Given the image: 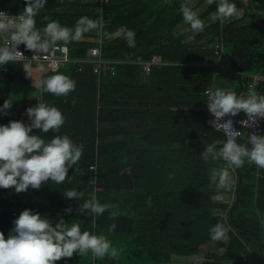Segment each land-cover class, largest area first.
<instances>
[{
	"label": "trees",
	"instance_id": "trees-1",
	"mask_svg": "<svg viewBox=\"0 0 264 264\" xmlns=\"http://www.w3.org/2000/svg\"><path fill=\"white\" fill-rule=\"evenodd\" d=\"M250 1L254 9L245 19L211 21L203 32H194L184 22V5L178 0H47L36 26L43 29L45 16L69 28L81 16L101 20L99 30L68 43V53L71 59H83L97 46L110 67L97 74L89 64H82L79 71V64L66 63L57 71L75 80L76 88L59 97L41 96L36 77L25 81L12 73L0 75V105L11 100L17 84L24 87L20 104L0 116V124L27 121L24 112L34 104L30 94L36 91L39 102L61 110L65 123L59 132L33 134L45 140L66 134L84 146L74 166L78 171L69 169L63 183L48 181L23 193L0 189V232L5 238L13 227L10 207H15L17 216L30 209L53 223L62 216L69 225L79 223L82 231L106 236L121 250L114 260L74 253L54 264H264V170L247 162L236 169V193L230 204L215 199L229 190L210 182L223 161L200 157L207 145L224 141L208 123L204 89L212 84L245 95L250 74L264 77V0ZM235 3L238 7L240 0ZM1 4L14 13L24 8V0ZM215 10L216 4H211L199 18L204 20ZM120 29V34L109 37ZM129 29L135 32V47L125 39ZM216 43L222 46L220 61L231 71H221L213 79V68L203 62L215 60ZM153 56L159 64L144 71L141 63ZM9 66L20 68L15 63ZM45 70L44 75L57 72ZM255 91L264 94V80ZM246 140L244 134L237 142ZM71 189L78 192L74 200L64 197ZM92 199L110 207L102 215L77 212ZM67 207L71 214L64 212ZM223 211L225 217L219 215ZM112 223L117 227L109 232ZM216 223L229 227L227 239L210 238L209 229ZM210 243L218 251H210Z\"/></svg>",
	"mask_w": 264,
	"mask_h": 264
},
{
	"label": "clouds",
	"instance_id": "clouds-1",
	"mask_svg": "<svg viewBox=\"0 0 264 264\" xmlns=\"http://www.w3.org/2000/svg\"><path fill=\"white\" fill-rule=\"evenodd\" d=\"M208 4H216L215 14L211 19L215 21L239 18L242 10L237 8L235 0H207ZM47 0H24V8L17 15H9L0 10V67L26 59L20 51L33 52L32 57L38 61L41 54H48L58 43L66 46L71 41H79L84 34L99 30L102 21L81 16L72 28L62 25L58 20L45 16L43 29L36 26V16L45 7ZM183 20L194 32H203L205 24L199 15L188 5L181 9ZM125 39L129 47H135L134 30H126ZM31 63V61H29ZM41 79L35 81V88L43 96L45 93L57 97L67 96L75 91L76 82L68 75L59 71L44 75L45 68L38 63ZM207 109L213 119L208 123L212 128L225 135L223 142L207 145L200 153L204 161L220 160L225 167L214 173L210 182L218 187L228 189L232 187L234 179L231 175L236 169L248 164H254L258 170H264V134L247 132L246 142H237L236 137L242 133L234 128L232 119L243 112L245 120L239 121L247 128L256 125L259 119H264V94L255 89L249 90L247 95L228 91L224 88L209 89L206 93ZM37 102V103H36ZM34 102L35 106L25 109L27 121L9 120L7 124H0V189L12 188L15 193H23L29 189L38 190L42 184L52 181L63 183L68 177L69 169L78 171L74 166L78 164L84 146L74 142L68 135H54L50 140L33 134V130L48 133L59 132L65 123V116L56 106L47 103ZM13 106L12 100H4L0 105V116L7 115ZM217 166L216 168H218ZM91 170V169H90ZM229 190V189H228ZM229 191L220 192L222 201ZM68 200L78 197L76 189L68 190L64 196ZM150 204L151 201L149 200ZM110 207L92 199L79 205L77 212L90 211L94 215H102ZM12 214L13 227L7 238L0 232V264H54L62 258H71L74 253L86 256L91 253L93 258L117 259L121 250L114 247L104 235H97L89 231H82L79 223H66L60 216L53 223L47 216L25 209L17 216ZM71 214L72 208L64 209ZM12 213V211H11ZM114 218L115 212L110 213ZM117 225L112 223L108 231L112 232ZM229 227L224 223H216L209 229L210 238L214 241L227 239Z\"/></svg>",
	"mask_w": 264,
	"mask_h": 264
},
{
	"label": "built area",
	"instance_id": "built-area-1",
	"mask_svg": "<svg viewBox=\"0 0 264 264\" xmlns=\"http://www.w3.org/2000/svg\"><path fill=\"white\" fill-rule=\"evenodd\" d=\"M1 1H3V0H0V10L5 11L9 15H17L18 14V13L12 12L10 8L4 7L1 4ZM97 33L100 35L99 31H97ZM2 42H3V40H2V38H0V43H2ZM18 50H20L26 56V59L15 63V64H18L20 66L19 70L15 71L14 69H11L9 66V64H10L9 63V64H6V65L0 67V75L6 74V73H12V74H15L17 76H21L25 81H33L35 77L40 78V76H41V72L39 71V68H38V63H42L44 68L47 69L48 71H51V72L57 71L60 67L64 66L66 63H77V64H79V66L77 67V69L79 71L82 69V64H89L91 66L93 72L97 73V74L100 73L102 70L105 71V70L109 69V67H110L109 66L110 61H107V60H104L101 58L100 48L97 46L90 48L87 52V56L83 59H71L69 57L68 47L66 46V50H65V47L63 44H58L56 47L51 49V51L48 54H41L38 58V61L32 57V55H33L32 51H24L20 46H19ZM221 51H222V46L220 44L216 43L214 45V54L216 57L215 60L212 62H203V65H209L213 68V75H212L213 79H216L219 76L221 71H229V70L231 71V69L225 63L220 61ZM29 61H31V63H29ZM141 64H142L143 70L147 72L150 70V65L159 64L158 57L153 56L150 61H145V62H142ZM238 73L240 74L239 71H238ZM262 77L263 76L260 73L250 74V78H251V81L249 82L250 87L254 88L257 85L258 80L261 79ZM209 89H214L212 84L210 86H207L204 89L203 93L206 95V93ZM35 105L36 104H33L32 106H35ZM206 108H207V106H206ZM207 111H208V109H207ZM208 113H209V111H208ZM209 115L211 116V119H213V117L210 113H209ZM246 118L247 117L244 113H242V114L239 113L234 117H231V116L225 117V119H232L233 120L234 128L242 133L241 136H243L244 134L247 135V132L253 133V134H264L262 132V129L264 127V119H259L257 121L256 125H254L253 127L247 128L246 126L241 125L239 123V121L245 120ZM221 133L224 135L223 132H221ZM240 137H236L237 141ZM224 140H225V135H224ZM223 167H225L224 162H222V164L217 168V170H219ZM231 175L234 179V183H233L232 187L228 188L229 192L226 195H224L225 201H227V202L229 201L230 204L234 200L235 193H236L237 180H238L236 170L234 172H232ZM10 211H12V214H15L14 207H10ZM225 213L226 212L223 211V212H220L219 215L225 217ZM14 219L15 218H13V220ZM13 220H12V222H13ZM262 221L264 223V218Z\"/></svg>",
	"mask_w": 264,
	"mask_h": 264
},
{
	"label": "crops",
	"instance_id": "crops-1",
	"mask_svg": "<svg viewBox=\"0 0 264 264\" xmlns=\"http://www.w3.org/2000/svg\"><path fill=\"white\" fill-rule=\"evenodd\" d=\"M165 1H169V0H165ZM178 1H180L183 5H188L189 7H191L194 11H196V12L198 13V15L202 14L203 12H205L206 9H207L208 6H209L207 0H205V1H203V2H200L201 0H178ZM237 8L240 9V10H242V15H241L239 18L232 17V18H230L229 20H223V21H226L227 23H229V22H233V21H241V20L245 19L246 17H248V16H247V13H248V12H252V9H254L253 4L251 3L250 0H240V5H239ZM11 11H12V10H11ZM12 12H13V11H12ZM262 13H264V12H262ZM213 15H214V13L211 14V15H208L204 20H202V21L204 22L205 26H206L208 23H210L211 21H213V20L211 19V17H212ZM263 16H264V14H263ZM181 30H182V31H185L186 29H184V27H182ZM239 72H240V71H239ZM38 79H39V78H38ZM261 80H264V77H262L261 79H259L258 82L261 81ZM38 81H39V80H37V82H38ZM258 82H257V84H258ZM213 84H214V83H213ZM248 85H249V84H248ZM255 87H256V86H255ZM255 87H254V88H251L250 85H249L250 90L255 89ZM213 88H214V86H213ZM224 89H225V90H228V91H233L232 89H228V88H224ZM18 91H20L21 94H24V87H23V85H21V84H17V85L14 87L13 92H18ZM16 94H17V93H16ZM16 94H15V96H16ZM245 95H246V94H245ZM37 96H38V94H37L36 91H33V93L30 94V98H32L33 100H34L35 98H37ZM14 98H15V97H14ZM21 98H22V96H21ZM29 101H32V100H29ZM213 169H214V168H213ZM223 192H224V191H222V193H223ZM218 195L221 196L220 193H219ZM221 197H222V196H221ZM222 198H223V197H222ZM215 199H216V197H215ZM217 200H221V201H222V199H217ZM232 264H234V263H232Z\"/></svg>",
	"mask_w": 264,
	"mask_h": 264
},
{
	"label": "rangeland",
	"instance_id": "rangeland-1",
	"mask_svg": "<svg viewBox=\"0 0 264 264\" xmlns=\"http://www.w3.org/2000/svg\"><path fill=\"white\" fill-rule=\"evenodd\" d=\"M83 1H85V0H83ZM87 1H93V0H87ZM184 29H187V27L185 26ZM121 31H122V30L120 29V30H118V31H116V32H114V33H112V34H110L109 37H115V36H117L118 34H120ZM16 93H17V94H16ZM31 93H33V92H31ZM15 94H16V96H15ZM21 96H22V94L20 93V91H18V92H13V93H12V95H11V100L13 101V105L18 106V105L20 104ZM14 97H15V98H14ZM33 101L36 102V101H37V98H35ZM216 199H223V198H222L220 195L217 194V195H216ZM209 249H210V251H218V249H217V247L215 246L214 243H210ZM224 264H231V263H226V262H225Z\"/></svg>",
	"mask_w": 264,
	"mask_h": 264
},
{
	"label": "water",
	"instance_id": "water-1",
	"mask_svg": "<svg viewBox=\"0 0 264 264\" xmlns=\"http://www.w3.org/2000/svg\"><path fill=\"white\" fill-rule=\"evenodd\" d=\"M239 71H240V72L242 71V67H241V66L239 67Z\"/></svg>",
	"mask_w": 264,
	"mask_h": 264
}]
</instances>
